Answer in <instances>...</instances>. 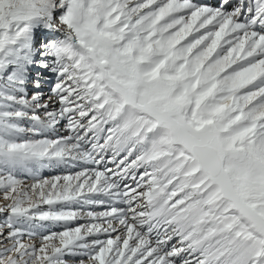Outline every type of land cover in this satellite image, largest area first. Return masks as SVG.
I'll return each instance as SVG.
<instances>
[{"label":"snow or ice","instance_id":"6c2138e0","mask_svg":"<svg viewBox=\"0 0 264 264\" xmlns=\"http://www.w3.org/2000/svg\"><path fill=\"white\" fill-rule=\"evenodd\" d=\"M0 215V264H264V0H0Z\"/></svg>","mask_w":264,"mask_h":264},{"label":"bare ground","instance_id":"6f19581e","mask_svg":"<svg viewBox=\"0 0 264 264\" xmlns=\"http://www.w3.org/2000/svg\"><path fill=\"white\" fill-rule=\"evenodd\" d=\"M80 169L79 168H76V169H64V170H60V169H56V170H45L41 175L44 177V178H51L52 176H55V175H67L69 173H72L74 174V171H79ZM23 179H26L25 177H21ZM48 205H42V208L44 210H48ZM97 211H102L103 209H96Z\"/></svg>","mask_w":264,"mask_h":264},{"label":"rangeland","instance_id":"374dc122","mask_svg":"<svg viewBox=\"0 0 264 264\" xmlns=\"http://www.w3.org/2000/svg\"><path fill=\"white\" fill-rule=\"evenodd\" d=\"M75 173V171H74ZM4 220V216L0 215V221H3Z\"/></svg>","mask_w":264,"mask_h":264}]
</instances>
